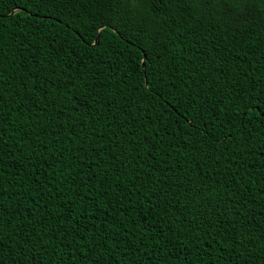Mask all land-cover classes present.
I'll return each instance as SVG.
<instances>
[{"label":"trees","instance_id":"obj_1","mask_svg":"<svg viewBox=\"0 0 264 264\" xmlns=\"http://www.w3.org/2000/svg\"><path fill=\"white\" fill-rule=\"evenodd\" d=\"M0 264H264L262 0H0Z\"/></svg>","mask_w":264,"mask_h":264},{"label":"snow or ice","instance_id":"obj_2","mask_svg":"<svg viewBox=\"0 0 264 264\" xmlns=\"http://www.w3.org/2000/svg\"><path fill=\"white\" fill-rule=\"evenodd\" d=\"M262 6H264V0H262Z\"/></svg>","mask_w":264,"mask_h":264}]
</instances>
